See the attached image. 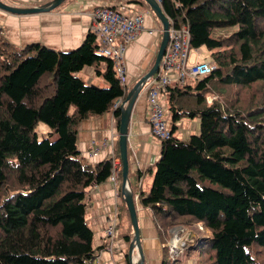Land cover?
<instances>
[{
	"label": "trees",
	"instance_id": "trees-1",
	"mask_svg": "<svg viewBox=\"0 0 264 264\" xmlns=\"http://www.w3.org/2000/svg\"><path fill=\"white\" fill-rule=\"evenodd\" d=\"M109 1L144 7L154 17L142 0ZM159 7L172 27H187L190 50L209 52L212 71L193 88L161 91L170 137L159 141L138 204L164 245L172 227L205 228L207 239L192 249L194 264H264V0H160ZM232 26L235 32L210 37L212 29ZM96 50L89 32L68 52L38 43L15 48L0 33V264L94 260L85 194L106 181L111 159L95 166L82 160L77 130L110 112L117 131L119 109L111 106L128 92ZM84 67L107 87L85 85L75 75ZM183 118L197 120L198 134L181 140L174 130ZM37 123L55 139L38 140ZM112 154L119 159L117 142ZM134 175L138 182L141 172ZM117 212L116 239L128 245L132 229L123 200ZM164 245L160 264H181L168 260ZM124 261L130 264L127 253Z\"/></svg>",
	"mask_w": 264,
	"mask_h": 264
},
{
	"label": "crops",
	"instance_id": "crops-1",
	"mask_svg": "<svg viewBox=\"0 0 264 264\" xmlns=\"http://www.w3.org/2000/svg\"><path fill=\"white\" fill-rule=\"evenodd\" d=\"M50 1L0 0L1 3L14 8L42 7ZM96 4L110 7L120 6L124 10L128 8L129 12H137L135 8L139 7L144 14L143 28L155 31L153 36L142 31L125 51V83H132L134 86L151 68L161 37L160 23L144 7L120 4L109 0H65L53 10L33 14L14 15L0 10V33L15 48L38 43L56 52H68L76 48L88 33L90 14ZM86 68L88 67L82 68L79 74L89 77L91 72ZM91 71L94 74L93 70ZM161 97L163 96L161 95ZM146 117L145 95L141 91L134 101L129 118L126 142L127 189L134 203L135 214L136 211L142 213L139 219L136 218L143 264H160L164 244L160 243L157 238L150 215H147L144 211L146 209L141 208L138 204V195L143 191L141 188H138L137 192L133 190L129 181L130 174L141 172L142 175L136 185L141 187L145 184L144 190L148 191L152 167L159 157V141L152 136ZM179 129V131H183L182 124L179 125ZM180 134L184 139L190 135L189 132ZM116 137L117 131L110 112L104 113L98 118L82 121L76 135L80 158L91 166L97 165L103 159L110 157V151L113 150L117 141L114 140ZM148 169L150 172H146ZM120 187L113 186L106 179L103 183L90 187L85 194V218L92 231V246L96 249L92 264H125L124 256L125 253H128V245L122 238H117L110 244L104 236V229L122 200ZM120 226H122L121 229H126L124 218L120 221ZM136 262L135 253L132 252L129 263L135 264ZM188 262L194 263V260L190 259Z\"/></svg>",
	"mask_w": 264,
	"mask_h": 264
},
{
	"label": "built area",
	"instance_id": "built-area-1",
	"mask_svg": "<svg viewBox=\"0 0 264 264\" xmlns=\"http://www.w3.org/2000/svg\"><path fill=\"white\" fill-rule=\"evenodd\" d=\"M153 1L160 6V0ZM127 9L124 10L120 6L110 7L96 4L90 14V24L88 26V32L95 40L97 53L111 61L115 78L120 86L124 88L126 72L124 55L128 45L142 31L149 36L155 34L154 30L143 28V13L129 12ZM194 51L196 54L199 53L198 50ZM189 56L190 48L187 27L185 25L172 27L168 21L167 43L158 67L154 74L148 77L141 86V91L144 93L146 101V121L152 136L158 141H164L170 137L169 129L166 128L163 119L165 109L160 107L157 102V99L161 96V91L172 82L182 83L185 78L199 80L212 71L209 58L200 62L189 63ZM125 89L127 90V88ZM124 105V100L118 98L113 102L111 109H119ZM109 158L111 159V167L107 180L113 186L117 185L118 187L120 185L118 180L120 161L113 157L112 150ZM117 214L118 212L115 210L113 217L104 229V236L110 244L116 239ZM181 236L180 233L174 232L166 244L167 253L172 259H175L182 251L184 243Z\"/></svg>",
	"mask_w": 264,
	"mask_h": 264
},
{
	"label": "water",
	"instance_id": "water-1",
	"mask_svg": "<svg viewBox=\"0 0 264 264\" xmlns=\"http://www.w3.org/2000/svg\"><path fill=\"white\" fill-rule=\"evenodd\" d=\"M64 1L65 0H51L45 6L35 7V8H14V7H9L0 2V10L14 15H26V14H33L42 11L53 10L57 8ZM142 1L151 11L154 17L157 19V21L160 23L161 37L151 68L127 92L124 100L125 105L119 108L117 141H116L118 147L120 167H121L120 196L122 197V200L124 202L132 229V237L128 244L127 255L128 258H130L132 252L135 253V256L137 258V262L135 264H143V255L139 240L138 222L135 214L134 203L127 189L128 166L126 159V142H127L128 125H129V118L134 101L137 98V96L141 93V86L144 84L145 80L148 77L154 74V72L158 67L159 60L167 43V29H168V21L165 18V16L162 14L160 7L153 0H142Z\"/></svg>",
	"mask_w": 264,
	"mask_h": 264
},
{
	"label": "rangeland",
	"instance_id": "rangeland-1",
	"mask_svg": "<svg viewBox=\"0 0 264 264\" xmlns=\"http://www.w3.org/2000/svg\"><path fill=\"white\" fill-rule=\"evenodd\" d=\"M123 6L126 7L125 5H123ZM135 10L137 12L143 13V10L141 8H139V7H136ZM236 30H237L236 26L212 29L210 31V37L211 38H217V37H222V36L225 37V36L235 32ZM208 57H209V52L205 48H200V51L197 54L195 53L194 50H190L189 63L200 62V61H203L204 59H207ZM86 69L90 70L92 76L90 75L89 77H86L85 75H83L81 73L79 74V72L75 74L77 77H79L83 81V83L85 85L90 86L92 88H98V89L107 87L106 83L104 82V80H102L101 77L96 76L95 74L92 73V71H91L92 68L88 67ZM175 84H177L179 87H181V86H183V87L190 86L191 88H193L194 85H195V81L192 80V79H189V78H185L182 83L172 82L169 85L173 86ZM131 87H133L132 83H129V84L125 83V88H127V91H129L131 89ZM216 90L217 89H214V91H216ZM181 99H186V97L182 96L180 98V100ZM157 102H158L160 107H163L165 109V114H164V118L163 119L165 121L166 128L170 129L171 128V121H170V117H169V115H168V113L166 111V101H165V99L163 97L160 96V98L157 99ZM191 103L193 104L192 101H191ZM194 120L191 121L188 118H183V119H181V121L176 122L175 123V127L176 128L174 130V137H176L177 139L184 140V137H182V135L180 133L186 134L187 132H189V134H191V135L198 134V133H196L197 130H198V126L196 125V123H197L196 121L197 120H195V121ZM180 124H182V130L183 131H179L180 130L179 129V125ZM193 128H194V130H193ZM49 132H50L49 129L42 123H37L34 126V133H35V135H36L38 140H41V139L47 137L49 141H53L55 139V135H50L49 136L48 135ZM187 136H189V135H187ZM186 138H188V137H186ZM114 140L116 141L117 137ZM128 163H129V159H128ZM146 177H147V175L145 176V178ZM129 181H130V186L132 187L133 190H136V192H137L138 188H141V190L143 191V194L145 192H147L146 189L144 190V186H146L145 184L141 185V187L136 185L135 175H131L130 174L129 175ZM144 211H145V213L147 215L148 214L150 215V213H149V211L147 209L144 210ZM141 214L142 213H140L139 211H136V217L138 219L140 218ZM174 232H178V233H180L182 235L181 239H182V242L184 243V245L182 246V249H181L182 251L175 257V259L179 260L181 264H194V263H191V262H188V261L190 259L194 260L195 258L198 257V255L195 256L196 253H194L192 249H195V248L199 247L200 244L205 239H207V235H206L207 233L204 230V227L201 226V225H191V226H186V227H182V226L172 227V228H170L168 230V241H169V239H171L170 237L173 235ZM170 233H171V235H170ZM168 241L166 242V244L168 243ZM166 244L164 245L165 247H166ZM167 258H168V260L171 259L169 254H168ZM185 258H188V260L186 261ZM170 261H168V262H170Z\"/></svg>",
	"mask_w": 264,
	"mask_h": 264
}]
</instances>
